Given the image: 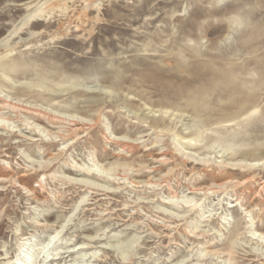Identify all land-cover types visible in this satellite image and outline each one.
Wrapping results in <instances>:
<instances>
[{"label":"rangeland","instance_id":"obj_1","mask_svg":"<svg viewBox=\"0 0 264 264\" xmlns=\"http://www.w3.org/2000/svg\"><path fill=\"white\" fill-rule=\"evenodd\" d=\"M0 96V264H264V0H0Z\"/></svg>","mask_w":264,"mask_h":264},{"label":"bare ground","instance_id":"obj_2","mask_svg":"<svg viewBox=\"0 0 264 264\" xmlns=\"http://www.w3.org/2000/svg\"><path fill=\"white\" fill-rule=\"evenodd\" d=\"M1 97V96H0ZM3 109H10L14 112H17V113H21V111H24L25 113H30L32 114V116L36 117V118H47L49 120V122L53 123L54 125H57L59 124V126H56V127H59L58 131L55 132V135L57 136H61V137H68V136H71V135H76L78 134V131L81 130V127H79L77 124L78 121L77 120H67V118L65 119L63 116H60L58 114H53L51 112H47L45 110H41V109H30L29 107H20L19 105L17 104H14L12 103L11 101L8 100V98H0V112L3 110ZM9 110V111H10ZM2 113V112H1ZM19 116V115H18ZM21 116V115H20ZM8 117V116H7ZM66 124V125H64ZM114 141V140H113ZM118 145H120L122 147V149L124 151H133L134 150V146L135 144L137 143H133V142H130V141H127V140H117L116 141ZM133 143V144H132ZM162 146V145H161ZM162 151V150H160ZM161 155H159L157 157V162H162V163H167V157H166V153L165 152H161L160 153ZM241 163V162H239ZM228 164H232V165H236L234 163H231V162H228ZM119 166H123L124 169H126L127 167L125 165H118ZM74 167V166H73ZM114 168V167H113ZM72 169V168H71ZM129 169V168H128ZM72 170H75L83 175H87V176H91V177H94L95 176V173L93 172V170L89 167V168H85L83 166H76L75 169L73 168ZM95 171V170H94ZM127 171V170H126ZM154 171V170H153ZM76 172V173H77ZM129 175V174H128ZM127 175V176H128ZM83 178V177H82ZM131 178V177H130ZM0 180H1V177H0ZM3 180V179H2ZM79 183H82L83 186H88L89 188H91V186L94 184V185H98V184H95L93 183L92 181H90L89 179H76ZM95 182V181H94ZM133 182V181H132ZM148 183L151 184L152 183V178H149L148 179ZM74 184V183H73ZM225 184H215L213 186H210V187H207V188H202V187H194L192 190H191V193H202L204 192L205 194H210V193H214V192H217L220 188L224 187ZM102 190V189H101ZM173 194V193H172ZM105 195V194H104ZM85 198V197H84ZM83 198V201H85V199ZM176 198H179L177 195H171V197L168 199V200H165L163 201L164 204L166 205H169V206H178L179 203L175 202L174 199ZM192 198H188L187 200H185V204H186V208H189V211L192 209H194V207L196 206L195 202L192 203ZM184 204V205H185ZM238 205H241L242 206V203L241 201L239 200H236L235 202L231 203V205L229 207H235V206H238ZM170 207V208H171ZM179 208V207H178ZM184 208V207H183ZM164 213L169 215V217H177V216H181L179 214H175L174 212H172L171 210L169 209H166V208H162ZM106 210V209H105ZM200 214V213H199ZM106 216V215H105ZM207 217H210V216H207ZM165 218V217H164ZM200 222H204V221H209L210 219H205V216L204 215H201L200 216ZM224 219V218H223ZM198 221V222H199ZM165 222V227H167V229H170V228H175L177 227L178 225H175V221H173V223H170L171 221L168 219L166 221V219L164 220ZM174 224V225H172ZM148 225V224H147ZM65 226V225H64ZM192 226V225H191ZM202 225H198L196 226L195 224V227H192L190 230H188L190 233H192L193 236H196L198 238H201L202 235H212V234H207L208 230L207 229H202L201 228ZM152 230L154 231V229L152 228ZM62 229H57L56 230V234H55V238L61 233ZM252 233V239H255L257 240L258 242H261L264 246V233L260 232L259 230L253 228L251 229L250 231ZM158 233V232H157ZM28 240V238H25ZM140 240V239H139ZM215 240V239H213ZM96 241V240H95ZM87 243V242H86ZM217 241H213L211 242L208 247H211L213 245H216ZM26 245V243H25ZM76 247V246H75ZM88 247H86L85 245L83 246H80L78 247V249H86ZM23 249V247L21 248V250ZM206 249V248H205ZM75 250V249H74ZM74 250H69L68 252H71L74 251ZM79 251V250H78ZM60 253V252H59ZM58 253V254H59ZM225 253L224 251H218L216 249H208L206 250L205 252L202 253V256H206V255H210V254H213V255H216V254H223ZM259 256L262 257V259H264V249L262 248L261 250H257L256 252ZM20 254V253H19ZM70 254V253H69ZM64 256V255H63ZM63 256L61 257H52V262L56 261L57 259H60V258H63ZM69 256V255H68ZM23 261V258H19ZM18 259V260H19ZM46 260V259H45ZM81 260V259H80ZM58 261V260H57ZM12 264H16L17 261L15 260H12L11 261ZM23 263V262H22ZM21 262L19 264H22ZM52 264V263H51ZM57 264V263H56Z\"/></svg>","mask_w":264,"mask_h":264}]
</instances>
